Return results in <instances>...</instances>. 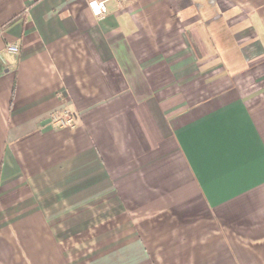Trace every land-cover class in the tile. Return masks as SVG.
Instances as JSON below:
<instances>
[{
    "label": "crops",
    "instance_id": "1",
    "mask_svg": "<svg viewBox=\"0 0 264 264\" xmlns=\"http://www.w3.org/2000/svg\"><path fill=\"white\" fill-rule=\"evenodd\" d=\"M128 2L0 0V264H264V0Z\"/></svg>",
    "mask_w": 264,
    "mask_h": 264
},
{
    "label": "built area",
    "instance_id": "2",
    "mask_svg": "<svg viewBox=\"0 0 264 264\" xmlns=\"http://www.w3.org/2000/svg\"><path fill=\"white\" fill-rule=\"evenodd\" d=\"M89 5L95 9L96 17L102 20L108 16L109 4L115 3L120 9L127 8L131 2L129 0H87ZM127 2V3H126ZM19 47L16 44H7L5 47V52L8 54H18ZM0 61L6 65L8 64L5 56L0 53ZM77 121V113L70 108H65L61 111L55 112L52 115V122L61 128L74 127Z\"/></svg>",
    "mask_w": 264,
    "mask_h": 264
}]
</instances>
